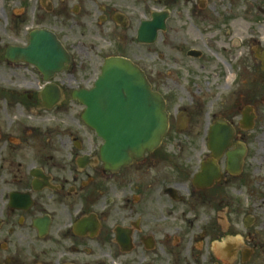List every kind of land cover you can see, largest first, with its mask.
Listing matches in <instances>:
<instances>
[{
    "label": "flooded vegetation",
    "instance_id": "obj_1",
    "mask_svg": "<svg viewBox=\"0 0 264 264\" xmlns=\"http://www.w3.org/2000/svg\"><path fill=\"white\" fill-rule=\"evenodd\" d=\"M23 1L21 22L33 17L28 41L5 46L3 60L31 70L36 85L33 92H13L11 102L28 106L34 114H61L69 110L67 102L77 103L74 91L91 90L112 57L138 64L152 88L162 93L142 59L135 57L138 46H150L137 38L155 12L168 13L161 35L177 18L201 20L208 27L210 13L222 11L218 6L226 5L229 16L254 14L257 0ZM44 30L56 36L68 57L60 71L7 58L9 47L26 48L31 34ZM253 42L259 43L262 73L264 42ZM187 54L199 60L204 56L192 49ZM238 72L246 75L241 65ZM238 80L237 75L232 81V95L242 99L246 77L245 89ZM51 90L57 97L46 104ZM258 98L256 104L239 98L220 104L226 114L215 122L227 124L234 135L219 158L210 148L215 122L202 126L199 142H168V134L159 149L135 157L118 171L105 167L101 140L82 117L80 129H71L68 136L32 139L26 131L14 136L0 132V264H90L91 246L116 247L125 256L133 254L139 264H161L165 256L169 264H188L182 247L184 219L193 228V215L198 222L207 221L198 238L213 247L203 264H264V97ZM186 115L190 123L191 114ZM202 250L190 252L191 259L199 262ZM149 257L150 263L145 262Z\"/></svg>",
    "mask_w": 264,
    "mask_h": 264
},
{
    "label": "rangeland",
    "instance_id": "obj_2",
    "mask_svg": "<svg viewBox=\"0 0 264 264\" xmlns=\"http://www.w3.org/2000/svg\"><path fill=\"white\" fill-rule=\"evenodd\" d=\"M254 4L256 7L254 14L230 16L225 11L226 5L221 8L218 6V10L222 11L210 13L208 27H204L201 20L177 18L171 22V29L166 34L160 35L156 44L138 46L136 49L135 57L142 59L140 62L153 76L156 89L162 91L168 100L167 111L171 122L168 142H183L191 146L196 139L200 141L197 137L201 135L200 131L204 124L212 125L215 117L226 114L223 108H219L220 104L225 106L236 98L244 101L252 100L256 104L260 100L258 96L264 97V79L259 78L264 72L261 73L262 64L258 62L256 55L259 43L253 42L256 38L264 42L262 40L264 39V13H262L264 0H257ZM24 5L23 0H0V132L14 136L20 131H26V137L32 139L68 136L71 129H80L78 121L81 122V114L85 110L82 104L69 101L67 102L70 106L69 110L64 113L34 114L28 106L11 102L13 99L10 94L17 91L33 92L36 85L31 70L21 69L16 65L11 66L3 60L5 46L28 41L27 32L32 29L33 17L29 15L26 22H21L23 18L19 15ZM236 44L239 46L234 48ZM191 49L203 52L204 56L200 60L189 58L187 52ZM240 65L246 75L238 72ZM237 75L238 83L244 89L243 81L246 77L247 91L242 99L241 96L233 98L235 86H232L233 82L226 81L227 78H232L233 81ZM257 79L261 84L256 82ZM238 83L235 82L236 85ZM229 89L232 91L230 95H228ZM260 89L262 90L255 93ZM261 93L263 96L258 95ZM225 95L230 99L224 97ZM261 105L263 114L264 98ZM181 112L191 114L189 123L191 127L182 134L176 132L177 118ZM229 118L232 119L233 116L229 115ZM99 144L102 145V142L100 141ZM189 216L192 215L187 214L185 217ZM193 216H195L192 219L195 225L193 228H189L187 218L184 219L186 239L182 247L186 248L188 264H203V260L209 255L207 251L213 247L209 246L207 241L203 243L198 238L207 221L198 222L197 215ZM91 248L93 250L88 255L90 264H139L134 262L136 257L133 254L125 256L116 247L106 246L102 249L99 246H91ZM202 248V253L197 255L199 262L193 261L190 252L198 253ZM221 256L222 253L218 258ZM148 261L150 263V257L145 260ZM161 264H169V258L165 256Z\"/></svg>",
    "mask_w": 264,
    "mask_h": 264
},
{
    "label": "water",
    "instance_id": "obj_3",
    "mask_svg": "<svg viewBox=\"0 0 264 264\" xmlns=\"http://www.w3.org/2000/svg\"><path fill=\"white\" fill-rule=\"evenodd\" d=\"M168 13H154L151 22H144L137 41L154 44L159 31L166 30ZM27 48H8L7 58L25 60L32 65H42L47 71L56 73L68 57L59 40L44 30L33 32ZM198 56L196 52H190ZM39 55V57L37 56ZM50 69L52 71H50ZM102 73L91 90L74 91L73 98L83 104V120L94 129L104 144L101 158L108 169L115 171L128 166L133 159L160 147L170 127L167 104L162 94L155 92L136 64L125 58H112L102 67ZM53 90L44 98L45 103L56 99ZM178 132L188 124L183 114L178 117ZM210 146L216 158L231 146L233 130L223 122L211 128ZM236 156V155H235ZM232 162H236L234 158ZM85 223H83L84 225Z\"/></svg>",
    "mask_w": 264,
    "mask_h": 264
},
{
    "label": "bare ground",
    "instance_id": "obj_4",
    "mask_svg": "<svg viewBox=\"0 0 264 264\" xmlns=\"http://www.w3.org/2000/svg\"><path fill=\"white\" fill-rule=\"evenodd\" d=\"M226 81H228L230 83V82H232V78H227Z\"/></svg>",
    "mask_w": 264,
    "mask_h": 264
}]
</instances>
